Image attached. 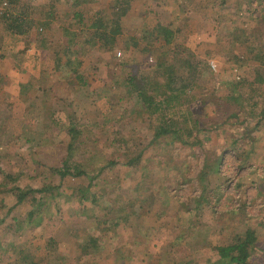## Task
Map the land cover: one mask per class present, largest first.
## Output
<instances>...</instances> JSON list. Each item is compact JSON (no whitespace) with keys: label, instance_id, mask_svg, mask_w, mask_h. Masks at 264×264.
<instances>
[{"label":"rangeland","instance_id":"1","mask_svg":"<svg viewBox=\"0 0 264 264\" xmlns=\"http://www.w3.org/2000/svg\"><path fill=\"white\" fill-rule=\"evenodd\" d=\"M9 1L23 20H3L10 39L33 36L31 16L65 19L77 6L87 20L116 14V0ZM158 23L172 29L171 45L191 54L195 70L167 65L173 52L156 33ZM121 28L113 51L88 47L94 65L77 68L81 76L70 68H25L32 78L44 72L39 90H27L23 103L18 89L19 101L0 104V145L17 140L6 134L8 126L22 129L33 114V156H5L9 163L0 167V230L6 218L24 222L23 233L29 226L37 233L22 234L23 242L38 238L27 252L61 238L71 257L76 248H89L99 252L100 264H223L217 248L252 227L257 242L250 264H264V65L256 58L264 53V0H132ZM160 58L174 70L173 88L198 98L186 108L200 123L192 135L180 130V139L171 132L155 136L160 114L147 111L131 86L134 77L140 86L161 87L167 68L158 67ZM6 92L0 87V101ZM42 98L58 103L53 119L42 117L50 115L47 108L33 109ZM178 115L168 124L193 126ZM17 160L31 170L17 169ZM83 164L88 175L58 171ZM32 170L34 189L53 190L19 203L14 188ZM55 230L63 233L55 237Z\"/></svg>","mask_w":264,"mask_h":264},{"label":"crops","instance_id":"2","mask_svg":"<svg viewBox=\"0 0 264 264\" xmlns=\"http://www.w3.org/2000/svg\"><path fill=\"white\" fill-rule=\"evenodd\" d=\"M74 4L78 5L79 2L74 1ZM75 10V12L82 11L79 9V6L75 7ZM75 12H73V14H65V19L50 18L49 15H47L46 17L45 15H38L35 17L31 16V19H33V36L31 35L29 38H26L24 36L21 38V40L20 38H18L19 41L17 38H8V34L10 33V31L4 28V24L2 22L3 20L8 21L12 18H14L13 20H11L12 24L13 22L23 21L21 20V14H19V18H17V16L13 15L11 11V14L9 16L0 18V87H4L6 91L10 92L2 93L3 98H1L2 101H0V104L7 103V105H9V102L17 101L18 98L16 97L15 93L18 89L19 98L22 101L26 94H28L27 90H37L40 87V74H43L44 72L42 71L41 73V69H39V72L33 74L32 78L31 75L23 72L25 68H86V63L87 65H94V60L87 59L89 56V52L87 51V49L88 47H91L92 44L97 45L104 51H111L110 48L100 46L98 38H94V29L90 28L89 25L92 20L88 21L86 19L84 22L76 23L78 20H75ZM10 27L11 31H13L14 26L10 24ZM53 27L58 28V30H54ZM70 29L75 32V36L72 38V43L70 42L72 34L67 33V31H69ZM27 30H24V32H27ZM50 30H52V33L50 32ZM88 30H93V33L90 36L86 34V31ZM117 42L118 36L116 38L114 47L117 45ZM113 50L114 48L112 49V51ZM95 64V66H103V64H101V61ZM50 72H52V70ZM54 72H56V70H54ZM33 73H35V70H33ZM75 74L81 76V74H78V72H75ZM35 76L37 77L35 78ZM26 100L28 102V99ZM22 102L25 103L24 100ZM52 106H58V103L56 101L53 102L50 100L44 101V99L42 98V100H39L37 104H33V109L36 108L37 110H42L44 108H47L50 112V115H52L50 116L41 114L42 117L53 119L54 111L52 110ZM19 114L24 115V117H29V115H25V113ZM11 117L12 116H10L9 120H12ZM54 117L59 119L57 115H54ZM31 120H33V114H30L29 119L26 121L29 124L28 126H23V128L20 129L18 124H13L12 129L11 126H8L6 130L4 129L7 135L11 134V136L13 135L17 140L12 141L8 144H5V142L2 141V145H0V159L5 156H8V159L12 157L19 158L21 155L30 157V155H26L27 153L32 154L33 156V143H29L30 141H33V127L30 125ZM43 135L45 137L46 133L44 132ZM24 137H27L28 139L24 140ZM6 160L7 157H5L4 161L0 160V167L4 168L7 163H9V161ZM20 160H17L16 164L14 165L17 166V169L25 168L28 171L31 170V168L24 167L21 164ZM7 173L14 174V172L10 171H7ZM31 174L32 176L22 177L19 173L18 176L20 177L17 181V183H19L18 186L20 185V187L24 188V185H28L32 186L33 188V170ZM1 179L2 178L0 177V182ZM31 211L32 210H30L29 213ZM15 220L16 218L13 219V222ZM25 224L26 223L23 222L24 227L28 226L27 224ZM29 224H32V220H30ZM23 226L20 224L15 225L8 223V218L5 219V224L2 226L4 228L0 230V233H3V237H0V264L101 263L99 259V252L95 253L96 250H92L89 248H76V250H74L75 257H71L69 253L72 250L68 248V251L67 246L65 247V249L63 246L61 247V240H63L61 238L58 239L52 237L50 238V240L48 239L49 242L41 243V245L43 246L36 247L35 252L33 248L32 250H29V252H27L26 246L28 243L23 242L27 240H23L22 234H25L27 232L35 233L36 235L37 231L35 230V228H31L29 226V230H26V232L23 233L25 230ZM63 229L66 230L65 227ZM56 232H59V235H61L63 233V230L54 231L53 236L58 237V234H56ZM4 234L6 236H4ZM10 234L13 235L14 240H10ZM108 237L110 239V236ZM20 238L21 240H19ZM32 238L33 241H36L38 239H34V236H30L28 246H30V244L32 243ZM98 238L103 239V237H99V235ZM79 247H82V245L79 244ZM78 251L79 253L81 252L82 255H85L87 258L82 259ZM119 257L120 256H118L114 260L116 261Z\"/></svg>","mask_w":264,"mask_h":264},{"label":"trees","instance_id":"3","mask_svg":"<svg viewBox=\"0 0 264 264\" xmlns=\"http://www.w3.org/2000/svg\"><path fill=\"white\" fill-rule=\"evenodd\" d=\"M14 1V0H13ZM132 0H116L114 8L116 9V14L112 20H106L105 18H101L100 16L95 15L92 19H90V28L94 29V38H98V42L100 46L105 48H110L111 50L114 48L116 38L120 35L122 28H121V19L122 17L127 15L128 10L130 9ZM75 20L76 23L84 22L85 14L82 11L75 12ZM89 21V20H88ZM156 33H158L164 42L165 46H171L173 52V56L171 60H168L167 57L166 63L170 68H177L176 64H180L185 68H189V70H195L194 64L191 60V54L177 48L176 46H172L173 41V31L169 26H166L162 23H158L156 27ZM67 33L72 34L70 42L72 43V38L75 36V32L73 30L67 31ZM169 50V51H170ZM256 58L259 63L264 65V53L259 52L256 54ZM158 67L160 68H167L164 66L163 58L158 60ZM72 71L77 72V68H70ZM167 78L165 82L162 83L161 87H155L152 83L145 84L144 86H140V84L135 82V78H131V86L137 91L138 97L141 100L142 106L148 111L150 110L154 114L157 112L160 114L158 117L157 125H154L155 129V136L160 137L166 133H172L174 137L180 139V130L186 129L187 133L193 134L195 128L199 125L200 121L193 116H190L189 111L186 107H188L192 102H194L197 98L196 94H191L187 92L186 88L184 87L182 90L179 88H173L174 83V70L167 68ZM149 85V86H148ZM203 103H206L204 101ZM188 117H186L182 112ZM179 114V115H178ZM174 115H178L175 118H180L181 116L185 117L186 122L189 121L192 123L193 126H185L179 123L180 126L174 128L168 123H172ZM260 123V121H259ZM173 124V123H172ZM70 132L72 134H77V131H73V128H70ZM74 132V133H73ZM74 136V135H73ZM75 139V137H74ZM69 149H73L74 147V140H72L68 144ZM135 158H130L128 160L129 164H133L131 161ZM109 164L114 165L116 164L113 161H110ZM217 168V167H216ZM62 176H66L72 172H74L78 176L88 175V169L86 166H68L64 170H58ZM17 191L18 202H23L27 196L36 193H42L46 191H52L53 188L51 187H43L40 189H34L32 187L22 188L20 186H16L14 188ZM35 198V196H34ZM35 211L32 210L29 213V218L32 220L35 219ZM40 219L37 220V224H39ZM257 242V235L256 230L252 227L247 228L245 235L242 238H238L231 244L225 246H219L218 252L220 256V263L223 264H250V257L252 251L256 247Z\"/></svg>","mask_w":264,"mask_h":264},{"label":"built area","instance_id":"4","mask_svg":"<svg viewBox=\"0 0 264 264\" xmlns=\"http://www.w3.org/2000/svg\"><path fill=\"white\" fill-rule=\"evenodd\" d=\"M31 1H33V0H31ZM10 14H11L10 1L9 0H3L0 3V18L5 17V16H9ZM150 60L152 61V59H150ZM210 64H211V66L213 67L214 70H217L215 62L212 61Z\"/></svg>","mask_w":264,"mask_h":264}]
</instances>
